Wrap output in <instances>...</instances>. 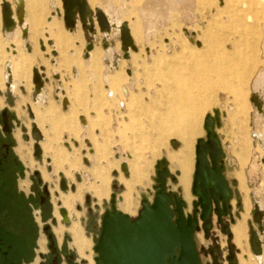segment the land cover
<instances>
[{"label":"rangeland","instance_id":"rangeland-1","mask_svg":"<svg viewBox=\"0 0 264 264\" xmlns=\"http://www.w3.org/2000/svg\"><path fill=\"white\" fill-rule=\"evenodd\" d=\"M111 1V4L116 7L114 0ZM115 1L121 9V6L128 4L130 12L127 19L134 29L137 25L131 18L138 15L134 6L139 5V1L137 3V0ZM174 2L179 5L180 14L175 15L164 32L154 34L150 42L145 38L149 43H143L142 40L134 37L136 50H128L129 54L126 55V62L120 66L121 69H114L110 59L104 60L105 65L111 66L109 67L111 75L108 84L113 90L120 92L122 86L128 84V81H132L138 89L130 92L131 96L125 97L126 107L121 115L122 122L118 130L112 128L111 117L105 114V109L120 110V108L118 107L119 101L108 100L106 97L107 90L102 79L103 61H96L93 67L86 64L89 53L97 43L96 38L101 35L98 25L95 33L97 37H91L94 33L90 34L88 31L85 35L82 34L85 49L83 55L81 54L82 62H84L79 67L80 80L71 70V64L64 65L65 68L61 67V62L64 63L63 60L70 58L69 51L75 47L55 48L54 44L43 36L45 48L42 49L33 37L31 38L33 50L29 52L22 48L21 41L26 38L20 33V41L17 44L18 54L34 56L32 68L28 67L26 71H23L26 64H23L21 59L15 61L19 56L5 52L4 48L9 47L10 41L2 40L4 42L3 46H0V97L3 102L0 103V108L8 109L13 115L15 151L19 157L21 156L20 159L24 164L23 171L20 173V182L29 181L31 185L34 181L39 185L34 179V173L40 172L42 186L44 184L48 186L52 202L49 204L50 207L46 208L45 216L42 218L38 216L41 209L39 201L34 208V211H37V219L39 218L34 264L44 263L50 255L49 239L44 232L46 225L51 227L63 256L67 252L75 255L76 261L80 264H96L95 258L98 253L95 251V246L102 230L103 216L107 211L112 210V194L116 195L115 206L118 211L137 218L143 208V200L154 202L158 164L162 160L167 161L171 173L168 178V190L186 201L187 206L184 209L186 216L197 215L199 217L201 208L200 206L198 209L194 207V202H198V197L193 194L192 185L197 161V141L207 139L205 118L208 115L215 119V134L218 135L225 154L223 174L232 188L233 198L230 213L223 219L224 223L219 224L217 215L213 214L211 219L213 225L209 231V237L206 238L200 220L201 229L196 233L195 240L203 264L212 262L208 251L216 245L222 249V258H226L227 264H241V258L248 261L246 257H237V251L240 254L241 250L245 254L246 248L237 250L232 243L231 227L241 219L245 212V195V203L249 204L251 209L250 219H247L249 235L253 229L259 227L254 218L255 202L258 201L264 207V148L253 138L254 133L263 134L264 132V0H174ZM103 3L102 0H96L93 6L97 4L105 8ZM29 4H31L30 12H33L35 2L31 0ZM37 4L41 7L42 14L35 28L43 30L50 15V9L54 21L57 17L53 16L55 10L48 5V0H40V4L39 2ZM58 19L62 21L69 35H77L73 30L66 28L64 16ZM36 22L37 20L32 16L33 25ZM79 29L82 30L81 25ZM52 38L54 39L55 36L52 35ZM112 38L121 41L119 32L116 36L111 33V37L107 40L112 42ZM44 51L48 54L46 60L43 57ZM212 52H216V60L210 59L209 54ZM101 53L104 55L103 51ZM223 53L225 54L221 55ZM244 54L254 57V61L259 63L257 70L251 73L243 85L238 82L237 69H229L226 74L218 69L217 72L209 71L212 64L224 68L234 62L236 65L242 60L241 57ZM41 56L42 60L38 61L37 57ZM8 61L12 63L17 79H19L20 72H26L27 77L32 75L30 90L26 83L18 87L17 93L13 86L7 89V84L4 83V73L7 72L4 67ZM34 66L46 70L48 74L46 82L49 85L51 81L54 83V92L51 88L53 96L51 95L49 100L51 99L62 116L59 121V124L63 125L61 131L52 132L53 128L48 130L46 123L51 124L50 122L39 123L46 138L45 141H42L40 133L34 132V124L30 122L28 104L34 107L35 113L41 117L40 109L46 105L47 100L45 97L43 104L37 100L39 95L35 93L33 84ZM54 71L61 75L54 77ZM93 71L98 77L96 82L88 80L87 74ZM59 78L63 80L64 94L67 93L71 100L70 110L61 105L62 101L56 100L57 79ZM90 86L93 89H90ZM232 92L242 94L243 97L236 98ZM254 93L260 99L259 108L252 102ZM33 99L38 104H33ZM15 109L22 116L21 118L23 115L24 118L26 117V124H20L14 118ZM91 112L96 113V117H92ZM80 114L88 115L89 128H84L77 120ZM124 116L126 117L123 120ZM97 129H100V135H97ZM84 132L88 133L87 140L92 142L91 147L81 137ZM182 132L189 136L190 146L191 175L188 196L185 195L184 188L179 186L181 171L177 157L186 145V140L181 137ZM18 135L21 137L20 141ZM66 136L70 147L66 143ZM73 139L79 142L78 146L73 143ZM172 140H176L177 145L171 144ZM36 144H40L44 151L40 159L34 155ZM115 146L123 148V150L120 149V153L125 151L126 154L131 155L127 160L129 171L128 169L123 170L121 163L127 158L124 159L121 154L116 155ZM18 149L21 153L24 152V156L18 153ZM85 158H87V163ZM71 164H75L76 169H72ZM100 170L102 177L95 178V172ZM46 175H49L50 179H46ZM62 175L69 185L73 184L76 189L79 185L86 188L82 202L77 201L74 206V212L79 213V220L84 228L83 241L85 243L83 244L85 246L84 254L80 253L81 256L74 245L73 235L69 231H65L62 238L54 232V227L57 225L51 217H53L55 206L62 205L59 204V194L76 191V189L75 191L71 189L67 192L61 191ZM77 175L81 176V180L77 179ZM105 180L108 182V191L103 194L106 199L99 197L97 200L88 188L95 182L99 187ZM26 192H30L29 188ZM73 221L62 222V224L70 227ZM261 221H264V217ZM225 226L229 227L227 233L223 232ZM42 240L44 241L43 252L39 247ZM204 249L207 251L205 252ZM231 251L234 253L232 261L229 260ZM62 264H67L64 258ZM249 264L252 263L249 262Z\"/></svg>","mask_w":264,"mask_h":264},{"label":"water","instance_id":"water-1","mask_svg":"<svg viewBox=\"0 0 264 264\" xmlns=\"http://www.w3.org/2000/svg\"><path fill=\"white\" fill-rule=\"evenodd\" d=\"M62 3L64 22L68 30H73L78 21L90 33L95 31L96 24L102 33L115 30L105 13L98 7L94 12L87 0H62ZM13 14L11 3L4 1L2 16L7 30H13L17 26ZM15 14L19 16V6L16 7ZM18 23L23 24L20 17H18ZM119 33L122 49L136 50L127 23L120 26ZM40 71L44 72L42 69H34L33 76V83L39 91L44 87L46 77V74H41ZM205 129L207 140L197 141V161L192 185V192L198 197L194 207L200 206V216H186L184 211L187 206L186 201L168 190V178L171 173L167 161L162 160L158 164L154 202L143 200V208L137 218L118 211L115 206L116 195L112 194V210L107 211L103 216L102 230L95 246V251L98 253L95 258L96 264H203L195 240L196 233L201 229L199 222L201 220L205 236L208 238L213 225L211 221L213 212L217 214L219 223L223 224L222 215L228 214V208L231 207L228 202L233 197L232 188L223 174L225 154L220 139L215 134V119L211 115L205 118ZM34 151L36 158L42 157L43 150L40 144L34 146ZM85 162L87 163V159ZM77 179L81 180V176L77 175ZM60 189L67 192L69 189L75 191L76 187L73 184L69 185L62 175ZM87 200L89 201V197ZM220 202L224 207L223 211ZM64 211L66 210L61 208L62 214ZM263 217L264 212L255 206L254 218L258 224L262 223ZM48 230L49 227H46L47 233ZM228 230V226L223 228L224 233ZM255 234L254 231L251 233L250 243L253 252L259 254L254 247ZM49 238L52 239V235H49ZM204 251L207 250L204 249ZM208 252L212 258L209 264H223L222 249L219 246L216 245ZM229 260H234L233 251Z\"/></svg>","mask_w":264,"mask_h":264},{"label":"crops","instance_id":"crops-1","mask_svg":"<svg viewBox=\"0 0 264 264\" xmlns=\"http://www.w3.org/2000/svg\"><path fill=\"white\" fill-rule=\"evenodd\" d=\"M4 1H7L9 3H11L12 7H13V11H14V18L15 20L17 21V17H16V14H15V11H16V6L14 5V0L13 1H9V0H0V46H3V42L2 40H8L10 41V45L9 47H5L4 48V51L7 52L8 54L10 53L9 51V48L11 46H13L16 51L15 53H13L14 56H19L17 59H15V61H18L21 59L22 63L23 64H26V68L25 70L23 71H26V69L28 67L32 68V63L34 61V56L31 55V54H18V47H17V44L18 42L20 41V33L22 34V36H24V38H26L25 40H22L21 41V45H22V48L27 50V51H32L33 50V41L31 40V38L34 37V41L38 42L39 43V46L44 49L45 48V42L43 40V36H45L49 42L53 41V44L55 46V48H60V49H70V47H75L74 49L70 50V58H66L65 60H63L64 63L61 62V67L65 68V66L67 65H70L71 64V70H76L78 75H77V79H79V76L81 75V71H80V66H82L81 64H83L82 62V59H81V54L83 55V52H84V49H85V44H84V40L82 38V34L85 35V31L81 22L78 21L77 24H76V27L73 29V31L75 33H77V35L75 36H72V35H69L67 32V30H65L63 24H62V21L60 19H58L57 17V20L54 21L53 18L51 17V9H50V12H49V17L47 19V22H46V26H44V29L42 30V28L38 29V28H35V26H37L38 24V19L39 17L41 16V7L38 6L37 2H39L40 4V0H33L35 2V10L33 12H30V5L29 2H31V0H28V5L26 7V17H25V24L23 25H20L18 22H17V26L12 30V31H9L5 28L4 26V22H3V16H2V3ZM101 1V0H100ZM126 0H124L125 2ZM135 1V0H133ZM139 1V2H138ZM94 2L96 3V0H94ZM102 2H104L102 5L105 6V8H102L100 5H90V7L94 10L95 8L99 7L101 8L105 14L108 16V18L110 19V21L119 26L121 25L122 23H127L129 28H130V31H131V34H132V37H133V41H134V37L138 38V40H142L143 43H149L152 39V36L154 34H157L158 32H164L165 31V28L166 26H169L170 25V22L172 21V19L175 17V15L178 13L180 14V7L178 4H176L174 2V0H137L136 3L138 2L139 5H135L134 7L136 8V11L138 12V15L136 17H132L131 20L132 21H135V24L138 26H136L134 29L132 28L131 26V23L130 21H128L127 17L129 15V12H130V9H129V6L128 4L124 5V6H121L122 9L120 8V6L118 7V5L116 4V1L114 0V3L116 5L113 6L111 3L112 1L111 0H102ZM48 5L50 7H54L52 5V3L50 2V0H48ZM62 5V3H61ZM118 9V10H117ZM32 16H34L35 20H37L36 23H32ZM63 16V15H62ZM80 25L82 27V30H80ZM34 26V28H33ZM63 26V27H62ZM140 26V27H139ZM64 28V29H63ZM95 31L93 32V34H91V37H97V34L96 31H97V24L95 25ZM25 31L27 33H25ZM111 33L116 36L118 31L115 30H112L111 32L109 33H102L101 32V35H98V38L97 39V43L94 44V47H93V50L91 53H89V58H88V61H86V64L89 66V67H93V65L96 64V61L100 60V61H103V64H105V59H110L112 65H113V68L114 69H121V65H123L124 62H126V55L129 54V51H124L122 49V41H119V40H115V38H112V42L108 41V37H111ZM34 34V35H33ZM14 35V36H13ZM52 35L55 36V38L53 39L52 38ZM149 41V42H146V40ZM102 48V50H101ZM98 49V51H96ZM101 51H103L104 55H101ZM45 60H46V57H48V54L46 51H44V54H43ZM74 55V56H73ZM70 59V60H69ZM37 60L38 61H41L42 60V56L41 57H37ZM44 60V61H45ZM69 60V61H68ZM102 64V65H103ZM65 65V66H64ZM7 66H10L11 68V81L10 82H6V74L4 73V83H6V87L7 89H11V87L13 86V89L15 90V93H17V89L19 86H21V84L23 83H26V85L28 86V89L30 90V79L32 77V75L28 76L27 77V74L26 72H20L18 74L19 76V79H17L14 75V68H13V65L10 61L6 62L5 64V67H4V70L6 69ZM69 67V66H68ZM33 69H36V67L34 66ZM48 71V70H47ZM46 72V71H45ZM96 72L93 71V73H90V74H87L88 76V80L90 81H93V82H96L98 77L96 76L95 74ZM55 74H57V76H55ZM46 75L47 72H46ZM61 74L58 72H55L53 73V76L54 77H58L60 76ZM111 75V74H110ZM115 76V75H113ZM119 77H122L119 75ZM48 76L45 77V85L43 87V97L48 100H46V105L44 106L45 108L43 109L42 112V116L41 117H38V115L35 113L36 111H34V107H32L30 104H28L29 106V112H30V122L31 124L33 125L34 123L36 124L37 126V129L38 131H40L41 135H42V141H45L46 138L44 136V134L42 133L41 129H40V122H50L51 124H48L46 123V128L48 130L52 129V132L54 131H61L63 130V125L59 124V121L60 119L62 118L61 116V113H59V111L56 109V107L54 106V104L52 103L51 99L49 100V97L52 95L51 91L53 89V92H54V83L51 81L50 85L46 82ZM102 79L104 80V78L102 77ZM57 80H61L63 81L62 79H57ZM110 80V77L109 79ZM10 83H12V85H10ZM34 84V83H33ZM64 84V82H63ZM52 88V89H51ZM34 89H35V93H38L39 90L35 87L34 85ZM12 91V90H11ZM13 93V91H12ZM39 95V93H38ZM53 96V95H52ZM65 99H68L69 101V106L67 108V110H70V106H71V100L70 98L68 97L67 93L64 97V99L62 100V106L64 107L63 105V102ZM3 102V99L0 97V103ZM38 104L37 101H34L33 99V104ZM55 103V102H54ZM57 103V102H56ZM86 114H80L78 115L77 117V120L79 121V118L81 116H84ZM96 113H93L91 112V116L92 117H96ZM29 116V115H28ZM88 116V115H86ZM22 116L19 115V113L17 112V110L15 109L14 110V118L19 121L20 124H26V117L24 118V115H23V118H21ZM98 118V116H97ZM89 119V117H88ZM81 123V122H80ZM88 126H90V119L88 120ZM89 128V127H87ZM100 129L96 130L97 135H100L101 132H99ZM18 138H19V141L21 139L20 135H18ZM91 145H92V142L90 140H87ZM19 148H20V144H19ZM18 152L24 156V152L21 153L18 149ZM50 158V157H49ZM51 160V158L49 159ZM58 167V166H57ZM71 167L72 169H76V165L75 164H71ZM59 168V167H58ZM44 175V174H43ZM70 175V174H68ZM71 176V175H70ZM44 177V176H43ZM94 177L95 178H101L102 177V172L101 170L98 171L97 173L95 172L94 174ZM46 179H50L49 175H46ZM97 180V179H96ZM100 181V180H99ZM23 182H27L28 183V186L27 187H22V183ZM29 181H21L20 182V186L21 188L23 189H26L28 190L29 188ZM179 186L181 187L180 183H179ZM97 188L98 185H97V182L91 184V187H89L88 189L90 191H92L96 197V199L98 200L99 197L96 196V191H97ZM85 190L86 188L83 186V185H79L77 186V190L75 193H69V194H60L59 195V198L58 200L60 201L59 204H63V207H65L69 212H74V206H75V203L77 201H81L82 202V199H83V195L85 193ZM103 198H105V196H102ZM106 199V198H105ZM245 200H246V195H245V199H244V207H245V212L242 214L241 216V219H239L237 221L236 224H234L232 227H231V230H232V234H233V238H232V243L235 245V247H237V250L242 248L244 250V247L246 248L244 250L245 254H243V252L240 250V254L238 253L239 251H237V257L238 256H243V257H248V261H245L243 258H241V264H249L252 263V264H256L257 263H262L264 264V255L262 256L261 260H259V262L256 260H254V256H253V253H252V249H251V246H250V235L248 234V223H249V219H250V205L249 204H245ZM250 200V199H249ZM251 202V200H250ZM258 202V201H256ZM55 204H57V202H55ZM252 208V207H251ZM76 213V212H75ZM54 214H55V209H54ZM77 214V217L79 218V214ZM248 214V220L246 219V224H245V229L243 231V235L246 236V237H242L241 239V245L242 246H239L238 242H237V233L235 232V228L239 225V223H243V216ZM75 222V223H74ZM80 222V223H79ZM56 227H54V232L60 237L62 238V236L64 235V232L65 231H69L72 235H73V240H74V245L76 246L79 254L82 253L84 254V244L85 243L83 240H84V237H83V232H84V228L82 226V223L79 219L76 218L75 221H73V223L71 224L70 227H66L65 225L62 224V222L60 223L57 219V223H56ZM61 225L64 226V230H63V227H61ZM82 227H81V226ZM61 227V228H60ZM83 228V229H82ZM61 232V233H58V231ZM63 231V232H62ZM224 248V247H223ZM248 251V252H247ZM242 252V253H241ZM81 256V254H80ZM239 262V260H238Z\"/></svg>","mask_w":264,"mask_h":264},{"label":"flooded vegetation","instance_id":"flooded-vegetation-1","mask_svg":"<svg viewBox=\"0 0 264 264\" xmlns=\"http://www.w3.org/2000/svg\"><path fill=\"white\" fill-rule=\"evenodd\" d=\"M10 81L11 79L7 80L6 77V82L8 83ZM41 94L43 96V93ZM12 126V113L6 108H0V264H34L37 222L39 219H37V211H34V208L39 201L41 209L38 216L42 218V216H45L46 208L50 207L49 204H52V202L50 201L48 186L46 184L42 186L43 181L40 172L34 173V179L39 185L32 181L29 186V193L23 189L28 186L27 182H23V188H21L20 173L23 171L22 168L24 164L20 159L21 156L19 157L15 151V138ZM69 193L63 194L67 195ZM231 201L232 199L228 202L230 206ZM220 204L221 210L223 211L224 207L221 202ZM62 207L63 204L59 207L56 205L55 214L52 213L53 217L51 218L55 224L57 223V219L60 223H68L63 220L60 214ZM198 207L199 205L195 208L198 209ZM230 210L231 207L228 208V213H230ZM68 214L70 221H73V215L79 219L75 212L68 211ZM227 215H222V218L224 219ZM46 227H49L48 233L45 231ZM61 227H63L64 230V226L61 225ZM44 232L49 239L50 255L44 263L41 262L40 264H62L63 258L66 260L67 264H80L76 261L75 255L68 254L67 252L64 256L62 255L61 249L49 225L44 227ZM58 233L61 232L58 231ZM49 235H52V239L49 238ZM39 247L43 252L40 243Z\"/></svg>","mask_w":264,"mask_h":264},{"label":"bare ground","instance_id":"bare-ground-1","mask_svg":"<svg viewBox=\"0 0 264 264\" xmlns=\"http://www.w3.org/2000/svg\"><path fill=\"white\" fill-rule=\"evenodd\" d=\"M88 1V4L90 3L91 5H93V4H95V2H94V0H87ZM61 2H62V0H51V3H52V5L54 6L53 7V10H55V13H53V16H56V17H62V15L64 16V10H63V3H62V5H61ZM14 5L17 7V6H19V8H20V14H19V16L18 17H20L21 18V20L23 21V25L25 24V17H26V7H27V5H28V0H14ZM90 6V5H89ZM13 8V7H12ZM99 8V7H98ZM92 9V8H91ZM96 9V8H95ZM95 9L93 10L94 12H95ZM101 9V8H100ZM102 10V9H101ZM103 11V10H102ZM104 12V11H103ZM105 13V12H104ZM14 15V14H13ZM106 15V14H105ZM107 16V15H106ZM17 17V16H16ZM18 17H17V22H18ZM107 18H108V16H107ZM15 19V18H14ZM109 19V18H108ZM109 21H110V19H109ZM111 22V21H110ZM112 23V22H111ZM123 24V23H122ZM121 24V25H122ZM112 25H114V27H115V29H116V31H118L119 32V28H120V26L121 25H119V26H117V25H115V24H113L112 23ZM25 33H27L26 31H25ZM14 36V35H13ZM225 53H223V54H221V55H224ZM209 56H210V59L212 58V60H216V56H217V54H216V52H212V53H210L209 54ZM242 60L240 61V62H238V63H236V65H235V62L234 63H232V65H230V66H227V67H218V66H216V64H212V66L209 68V71H212V72H217V69L218 70H220V72L221 73H223V74H226L227 72H228V70L229 69H232V68H234L235 70L237 69L238 70V82H239V84L240 85H243L244 84V82L248 79V77H250V75H251V73H253V72H255L256 70H257V68H258V63L259 62H257L256 63V61H254V57H248L246 54H244L242 57ZM218 62V61H217ZM225 64V63H224ZM102 67H103V73H102V77L104 78V84H105V86H106V83H107V85H109L108 84V81H110V80H108L109 79V77H110V74H109V70H110V68L109 67H111L110 65L109 66H107V65H105V64H103L102 65ZM8 69H10V71H11V68H10V66H7L6 67V77H7V80L8 79H11V76H10V74H9V72H8ZM46 70H44V72L43 71H40V73L41 74H46V72H45ZM73 72H74V74L77 76L78 75V73H77V71L74 69L73 70ZM230 83V82H229ZM132 84H133V82L132 81H128V85H130V86H132ZM35 85V84H34ZM61 85H62V81H61ZM123 86H126V84L125 85H123ZM122 86V89H121V91L120 92H117V91H115V90H113L112 89V87H110V90H108V91H106L107 93H106V97H107V99L109 100V99H111V95H110V91L112 92V97L114 98L115 96H116V94H119L120 95V93H121V95H122V97L124 96L125 97V94L123 93V91H125L124 89V87ZM36 87V86H35ZM62 87H63V85H62ZM139 87V86H138ZM238 87H239V85L236 87L237 89H238ZM90 89H93V87H91L90 86ZM43 92V90H40L38 93H39V100H40V102H41V104H43V100H44V97L42 96V93ZM131 95H132V93H130ZM131 95H129V96H131ZM232 95H234L236 98L238 97V96H241V97H243V95L242 94H238V93H234V92H232ZM128 96V97H129ZM65 97V96H64ZM64 99V98H63ZM62 99V100H63ZM117 100V99H116ZM115 101V100H114ZM118 101V100H117ZM124 102V104H125V107H126V103H125V101L124 100H122V101H119V103H118V106L121 108V103H123ZM252 102L255 104V106L257 107V108H259V104H260V99H259V96L257 95V94H253V97H252ZM63 105H64V108L65 109H67L68 108V106H69V101H68V99H65L64 100V102H63ZM43 106V105H42ZM45 106V105H44ZM43 109H44V107H42L40 110L41 111H43ZM106 110H112V109H105V114L107 115V116H109L110 114H108V113H106ZM240 110V113H242V110L241 109H239ZM127 116V115H126ZM126 116H124V118H123V120L125 119V117ZM110 117V116H109ZM88 116H86V115H84V116H81L80 118H79V122H81L82 123V126L84 127V128H87L88 127ZM111 121H112V124H113V120H112V118H111ZM121 122H122V120H121ZM121 122L119 123V126L118 127H116L115 128V130H118V128L121 126ZM85 133H86V135H85ZM263 134H264V132H262ZM263 134H261V133H259V134H255L254 133V135H253V138L254 139H256L258 142H259V144L262 146V148H264V136H263ZM181 137L184 139V140H186V145H185V148L183 149V151H181V153L178 155V157H177V162H178V165H179V168H180V171H181V179H180V185L184 188V190H185V195H189V184H190V175H191V166H190V146H189V136H186V134L184 133V132H182L181 133ZM42 136V135H41ZM84 140H85V143H87V145L89 146V147H91V144L87 141V137H88V133L87 132H84L83 133V135L81 136ZM66 139H68V137L66 136ZM73 141H75V145L76 146H78L79 145V142L76 140V139H73ZM173 143V145H175V144H177V142H176V140H172L171 141V144ZM68 145H69V147H70V144L69 143H67ZM41 146V145H40ZM41 148H42V146H41ZM121 149L123 150V148L121 147ZM42 150H43V148H42ZM43 153H44V151H43ZM123 154H124V156H126V155H128V158L125 160V161H123L122 163H121V166H122V168H123V170L125 169V170H127L128 169V171H129V165H128V161L127 160H129L130 159V157H131V155L130 154H126V152L125 151H123L122 152ZM85 159H87V158H85ZM125 159V158H124ZM77 190V189H76ZM108 191V182L105 180L104 182H103V184L101 185V186H99V188H97V191H96V196H98V197H102L103 196V194L105 193V192H107ZM76 192V191H75ZM246 204V203H245ZM62 206V205H61ZM255 206H257L262 212H264V207L262 206V204H260L259 202H255ZM63 208V207H62ZM64 210H66L65 208H63ZM60 214L62 215V217H63V220L64 221H66V222H70V220H69V214H68V211L66 210V211H64V214H62L61 212H60ZM213 214H216V213H214L213 212ZM217 215V214H216ZM218 217V216H217ZM248 218V214H246V215H244L243 216V223L241 222V223H239V225L235 228V232L237 233V242H238V244H239V246H242L241 244V239H242V237H246V236H244L243 234V231H244V229H245V224H246V219ZM72 219L73 220H75L76 219V217H74V215L72 216ZM251 233L252 232H250V241H251ZM255 245H254V247L256 248V251H257V253H259V254H262V250H261V245L262 244H264V233H259L258 235L257 234H255ZM262 242V244L260 243V242ZM215 243H217V241L215 242ZM40 244H41V246L43 247L44 246V241L42 240L41 242H40ZM250 246H251V249H252V253L254 254V252H253V248H252V245H251V243H250ZM263 255H264V247H263ZM262 255V256H263ZM262 256L261 257H259L258 259H257V261L259 262V260H261V258H262ZM247 259L246 260H248V257H246ZM224 259H226V258H224ZM254 259V258H253Z\"/></svg>","mask_w":264,"mask_h":264},{"label":"built area","instance_id":"built-area-1","mask_svg":"<svg viewBox=\"0 0 264 264\" xmlns=\"http://www.w3.org/2000/svg\"><path fill=\"white\" fill-rule=\"evenodd\" d=\"M9 31H12V30H9ZM9 52H11V53H15V51H16V49L13 47V46H11L10 48H9ZM8 72H9V74H10V76H11V71H10V69H8ZM55 76H57V74H55ZM44 81H45V78H44ZM58 82V86H57V88H56V100H58V101H62V96H63V98H64V91H63V87H62V85H61V81L60 80H58L57 81ZM125 89V91H123V93L125 94V97H128L129 95H130V92H132V91H135L137 88L134 86V84H132V86H130V85H128V84H126V86H123ZM105 88H106V90L108 91V90H110V87H109V85H107L106 84V86H105ZM42 89H43V87H42ZM41 89V90H42ZM138 90V89H137ZM61 95V96H60ZM110 95H111V99H109V100H113V99H117L118 101H122V100H124L125 101V97L123 96L122 97V95H121V93H120V95L119 94H116V96L113 98L112 96V92L110 91ZM39 97V96H38ZM38 101H40L39 100V98L37 99ZM121 105V108H120V110H116V109H112V110H106V113H108V114H110L109 116L112 118V120H113V124H112V128H116V127H118L119 126V123L121 122V119H122V113L125 111V104H124V102L123 103H121L120 104ZM34 132H38V133H40V131H38V129H37V126H36V124L34 123ZM41 134V133H40ZM85 135H86V133H85ZM87 136V135H86ZM42 137V136H41ZM68 139H66V143L68 142L67 141ZM73 143L75 144V141H73ZM117 152H116V155H122V157L123 158H128V155H126V156H124V154L121 152H119L120 151V149H121V146H115V148H114ZM263 223H261V224H258V228H255V229H253L252 230V232L254 231L257 235L259 234V233H264V221H262ZM261 228H262V230H261ZM260 242V241H259ZM261 244H262V242H260ZM263 247H264V244H262L261 245V250H262V254H253V256H254V260H256V259H258L259 257H261L262 255H263ZM223 264H227V262L225 261V259H223ZM256 264H262V263H257L256 262Z\"/></svg>","mask_w":264,"mask_h":264}]
</instances>
